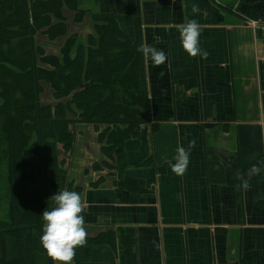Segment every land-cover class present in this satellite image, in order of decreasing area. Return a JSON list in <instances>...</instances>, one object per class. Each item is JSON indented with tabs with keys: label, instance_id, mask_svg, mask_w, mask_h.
<instances>
[{
	"label": "crops",
	"instance_id": "1",
	"mask_svg": "<svg viewBox=\"0 0 264 264\" xmlns=\"http://www.w3.org/2000/svg\"><path fill=\"white\" fill-rule=\"evenodd\" d=\"M77 4L88 14L69 27L81 43L92 20L110 19L167 58L154 65L139 51L150 123L128 138L114 129L118 156L102 155L103 128L71 127L47 197L53 206L56 192L79 193L85 239H97L78 246L72 264H264V31L252 24L264 23V0ZM190 19L206 58L181 49L178 26ZM178 147L189 149L182 175L167 163Z\"/></svg>",
	"mask_w": 264,
	"mask_h": 264
},
{
	"label": "trees",
	"instance_id": "2",
	"mask_svg": "<svg viewBox=\"0 0 264 264\" xmlns=\"http://www.w3.org/2000/svg\"><path fill=\"white\" fill-rule=\"evenodd\" d=\"M87 14L77 0H0V264H53L40 246V213L52 207L47 186L73 124L101 127L111 141L117 126L121 139L149 126L137 44L110 19L92 20L81 43L69 24Z\"/></svg>",
	"mask_w": 264,
	"mask_h": 264
},
{
	"label": "clouds",
	"instance_id": "3",
	"mask_svg": "<svg viewBox=\"0 0 264 264\" xmlns=\"http://www.w3.org/2000/svg\"><path fill=\"white\" fill-rule=\"evenodd\" d=\"M198 6L192 5V12H198ZM181 49L190 57H207L208 53L200 46L201 27L190 19L178 26ZM139 51L154 65L166 61V54L150 45L141 44ZM189 142V148L194 145ZM171 171L182 175L189 163V149L178 147L173 160L167 162ZM53 206L41 213L42 234L40 246L54 264H72L75 249L85 243V218L82 213L80 194L72 190H60L50 197Z\"/></svg>",
	"mask_w": 264,
	"mask_h": 264
},
{
	"label": "rangeland",
	"instance_id": "4",
	"mask_svg": "<svg viewBox=\"0 0 264 264\" xmlns=\"http://www.w3.org/2000/svg\"><path fill=\"white\" fill-rule=\"evenodd\" d=\"M44 44H47L46 42H45V39H44ZM56 41H54V44H56L55 43ZM51 43V42H50ZM55 46V49L54 50H57L58 49V47H57V45H54ZM51 48H54L53 46H50ZM48 89L46 88V89H44L43 90V94L41 95V99H42V101L45 103V102H47V101H49V97H48V95H49V93H48ZM128 138V137H127ZM98 141L100 142V145H101V149H102V155L103 156H106V155H108L109 154V152H110V149H108V147L107 148H105V145H109L110 143H112V145H113V151L111 152V153H115L116 152V154H117V156H118V151H117V147H116V144H117V141L116 140H114V142H112L111 141V139H107V138H105L104 137V135L103 136H101V135H98ZM62 155H64L63 153H62V151L60 152V155H59V158L61 159V156ZM65 156V155H64Z\"/></svg>",
	"mask_w": 264,
	"mask_h": 264
},
{
	"label": "built area",
	"instance_id": "5",
	"mask_svg": "<svg viewBox=\"0 0 264 264\" xmlns=\"http://www.w3.org/2000/svg\"><path fill=\"white\" fill-rule=\"evenodd\" d=\"M252 24L254 28L264 31V23L263 24L252 23Z\"/></svg>",
	"mask_w": 264,
	"mask_h": 264
}]
</instances>
